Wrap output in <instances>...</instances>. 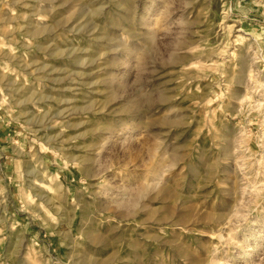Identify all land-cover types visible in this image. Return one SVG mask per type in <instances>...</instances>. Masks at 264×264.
Returning <instances> with one entry per match:
<instances>
[{"label":"rangeland","instance_id":"obj_1","mask_svg":"<svg viewBox=\"0 0 264 264\" xmlns=\"http://www.w3.org/2000/svg\"><path fill=\"white\" fill-rule=\"evenodd\" d=\"M0 264H264V0H0Z\"/></svg>","mask_w":264,"mask_h":264}]
</instances>
